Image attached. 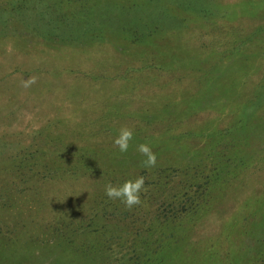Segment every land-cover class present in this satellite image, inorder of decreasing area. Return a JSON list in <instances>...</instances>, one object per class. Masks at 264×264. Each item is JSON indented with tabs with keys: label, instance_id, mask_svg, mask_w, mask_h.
<instances>
[{
	"label": "rangeland",
	"instance_id": "374dc122",
	"mask_svg": "<svg viewBox=\"0 0 264 264\" xmlns=\"http://www.w3.org/2000/svg\"><path fill=\"white\" fill-rule=\"evenodd\" d=\"M59 202L110 255L187 209L163 264H264V0H0V264H99Z\"/></svg>",
	"mask_w": 264,
	"mask_h": 264
},
{
	"label": "trees",
	"instance_id": "16d2710c",
	"mask_svg": "<svg viewBox=\"0 0 264 264\" xmlns=\"http://www.w3.org/2000/svg\"><path fill=\"white\" fill-rule=\"evenodd\" d=\"M69 169H76V167L70 166ZM106 171L108 172V170ZM124 181L125 180L120 181L118 185L122 184ZM112 184H115L114 181L112 182ZM101 197L106 196L102 195ZM70 209L71 208H68L67 206H64L59 202V206L57 209L58 219L62 220L64 223L58 220L56 222H60L63 228L66 226L67 229H63L60 225L53 223L55 222V220L50 223L51 229L56 225L57 228L55 227V233L61 232V234L65 238L63 240V243H67V246L72 247L76 251L81 248L86 252L89 251L100 253L101 259L100 261H98L99 264H163L164 259H161V256L158 257L159 255L175 250L178 251V255L180 256V258H183V256L181 255V249L183 250L184 248H187L188 245L192 246L191 241L193 240L187 238L186 235L189 234V232L186 233L187 230H185V228L181 227L180 229L176 226L177 224L179 226V219H182L184 218V216H186V214H189L190 211L185 212L187 211V209H182V211L175 210L169 212L168 214H164L160 219H156V221L158 222L157 227L148 226V228L144 230V233H142V231H138L136 233V238L133 237L129 239L130 241L116 243V247L118 249L116 250V252L113 251L114 255H110L107 252L108 246L114 243L111 240L112 238L100 239V242H98V246H96V244L93 242H89L87 244L80 243L79 239L84 235H94L95 233L101 234L100 231H102V229L95 230L98 228H90V225L86 227L83 225V221L81 219H77L76 223L73 224L71 221L69 222V220H64L62 217H66V215L69 214ZM76 213L77 212H75L74 215H77ZM103 226L104 225H102L101 228ZM63 230L65 231L62 233ZM19 231L20 233L25 234L24 236L29 235L27 226L23 225L19 229ZM117 241H120V239H117ZM108 242L110 244L106 247ZM102 252L105 256H102ZM184 260L188 261L187 259Z\"/></svg>",
	"mask_w": 264,
	"mask_h": 264
},
{
	"label": "clouds",
	"instance_id": "9594fccd",
	"mask_svg": "<svg viewBox=\"0 0 264 264\" xmlns=\"http://www.w3.org/2000/svg\"><path fill=\"white\" fill-rule=\"evenodd\" d=\"M35 83L34 78H30L24 82L25 87H30ZM133 139V131L130 128L122 127L118 134L115 136L113 143L118 147L121 153L127 152L129 149V142ZM143 153L147 159L146 166H154L156 157L151 153L147 145L141 144L138 149ZM144 186V178L137 177L136 179L125 180L120 185L108 183L105 185V194L110 199L121 200L126 206L132 207L140 203V192Z\"/></svg>",
	"mask_w": 264,
	"mask_h": 264
}]
</instances>
